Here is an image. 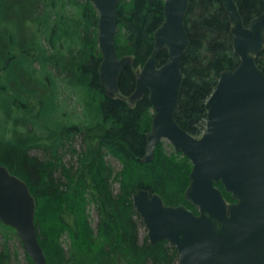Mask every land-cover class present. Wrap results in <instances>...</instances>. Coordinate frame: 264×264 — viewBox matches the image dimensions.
Here are the masks:
<instances>
[{"label":"trees","instance_id":"trees-1","mask_svg":"<svg viewBox=\"0 0 264 264\" xmlns=\"http://www.w3.org/2000/svg\"><path fill=\"white\" fill-rule=\"evenodd\" d=\"M236 1L246 25L264 10V0ZM163 10L164 0L120 1L117 52L135 59L120 78L126 95L135 89L136 69L152 53ZM185 21L190 44L181 57L185 77L176 119L199 136L220 73L234 69L240 56L221 0H191ZM98 24L91 0H0V161L35 196L39 241L49 264H178V249L168 239L154 245L148 234L140 239L144 222L133 194L147 188L167 204L197 212L185 197L192 162L172 145L161 154L163 141L152 160H143L153 118L148 92L134 104L106 96L99 78ZM167 58L164 49L158 61ZM256 60L264 71V47ZM62 94L76 96L79 104L73 108ZM94 125L103 128L97 148ZM78 136L81 151L74 143ZM68 154L78 166L65 162ZM109 155L121 162L113 179ZM114 182L120 183L117 193ZM216 184L235 201L222 182ZM91 204L99 216L95 227L86 213ZM44 206L53 212L50 217ZM19 250L26 264H34L17 231L0 221V264H21Z\"/></svg>","mask_w":264,"mask_h":264},{"label":"water","instance_id":"water-1","mask_svg":"<svg viewBox=\"0 0 264 264\" xmlns=\"http://www.w3.org/2000/svg\"><path fill=\"white\" fill-rule=\"evenodd\" d=\"M91 1L99 12V78L106 96L133 104L148 92L153 118L143 160H152L167 139L192 162L185 197L197 212L185 204H167L147 188L134 192L151 243L168 239L178 249V264H264V71L256 60L264 47V10L246 25L237 1L221 0L240 62L220 73L206 102V128L196 136L176 119L185 77L181 57L190 44L185 17L191 0H164V20L154 31L151 55L136 69L130 95L121 91L120 78L135 59L120 57L116 48L121 0ZM164 49L168 58L160 64ZM219 182L235 201L227 200ZM36 211L28 183L0 161V221L17 231L34 264H49Z\"/></svg>","mask_w":264,"mask_h":264},{"label":"rangeland","instance_id":"rangeland-1","mask_svg":"<svg viewBox=\"0 0 264 264\" xmlns=\"http://www.w3.org/2000/svg\"><path fill=\"white\" fill-rule=\"evenodd\" d=\"M1 73H3V72H1ZM1 73H0V78H1V76H2ZM1 81H2V80H0V84L2 85ZM65 97H66V98L69 97V98H68L69 103L73 106V108L75 107V105L77 106V105L79 104V102L76 101V96H66L65 94H62V99H65ZM72 106H71V107H72ZM73 112H74V111H73ZM152 112H153V110H152ZM72 114H73V113H72ZM74 116L76 117V115H74ZM20 117H25V115H24V114H21ZM66 117H67V116H64L65 119H66ZM75 117H74V118H75ZM98 130H99V131H98ZM91 131H92V135H93V138H94V142H93V144L95 143L96 148H97V146H98V141H99V135H101L100 133L103 132V128L100 127V126H96V125H94V126L91 128ZM97 135H98V138L96 139ZM162 141L164 142V144L161 146L160 153H161V154H162V153L165 154V152H171V151H172V146H173L172 143H171L169 140H167V139H164V140H162ZM74 143H75V146H76L77 149H79L80 151L83 149V146H82V144H81V140H80V137H79V136L75 138V142H74ZM171 145H172V146H171ZM166 154H167V153H166ZM105 159H107L108 162H109L110 164H112L113 167H114V172L112 173V179H113V178L116 176L117 171L120 170V168H121V162H120L119 160L115 159L114 157H112L111 155L105 157ZM64 160H65V162H66L68 165L74 163L75 166H78V165H77L78 162H77L76 156L73 157V156H70V155L68 154V155L64 158ZM69 160H70L71 162H69ZM85 176H86V180H89V179H90V177H91L90 170L86 169V171H85ZM91 180H92V178H91ZM91 180H90V181H91ZM112 183H113V181H112ZM89 184H90V182H89ZM92 187H93V186H92ZM113 187H114V192L117 193V192L119 191L120 183H119V182H114ZM85 196H86V200H87V199H88V198H87V195H85ZM45 207H46V206H44V209L47 210ZM89 207H90V209H89ZM89 207L86 209V213H87V212H89V213L91 212V214H90V217H91V224H92L93 227H95L96 224H97L98 218H99V216H98V212L96 211V209H95V207H94L93 204L89 205ZM49 211H50V210H47L46 212H44L45 215L48 216V217H50V216H51L50 214L53 213V212H50V213H49ZM55 213H56V212H55ZM55 221H56V220H54V222H55ZM54 222L50 221V222L47 224V227H50V225H52ZM59 224L62 225L60 222H59ZM139 232H140V239L143 240V239H144V236H145L146 234H148V229H147V227L145 226V224L140 226V230H139ZM68 234H69V232H66V235L64 234V237H68ZM12 245H14V241H13V244H12ZM19 253H20L21 264H26V261H25V258H24V254L22 253L21 250H19Z\"/></svg>","mask_w":264,"mask_h":264},{"label":"bare ground","instance_id":"bare-ground-1","mask_svg":"<svg viewBox=\"0 0 264 264\" xmlns=\"http://www.w3.org/2000/svg\"><path fill=\"white\" fill-rule=\"evenodd\" d=\"M17 238V237H16ZM11 239V238H10Z\"/></svg>","mask_w":264,"mask_h":264}]
</instances>
